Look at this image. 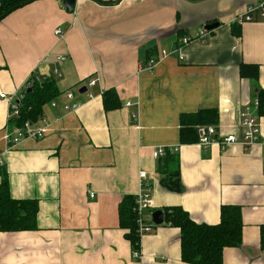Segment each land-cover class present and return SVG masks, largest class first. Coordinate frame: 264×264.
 <instances>
[{"label": "crops", "instance_id": "obj_1", "mask_svg": "<svg viewBox=\"0 0 264 264\" xmlns=\"http://www.w3.org/2000/svg\"><path fill=\"white\" fill-rule=\"evenodd\" d=\"M63 1L37 0L0 22V95L20 94L32 75L51 78L60 92L32 125L43 137L9 151L4 135L16 128L0 98L1 170L12 199L39 205L38 231L0 232V264H187L180 231L170 226L141 237L142 258H133L118 209L140 194L142 172L155 211L181 207L197 224L215 226L222 206L240 207L243 243L224 251L223 264H264V117L262 143L250 150L181 144L180 120L217 110L218 125L206 127L241 139L240 114L264 90V19L236 21L256 0H76L73 14ZM215 23L206 42L198 39ZM183 38L193 41L180 49ZM161 51L170 56L139 73ZM241 64L259 67L257 83L241 78ZM82 87L88 93L79 94ZM109 90L120 107L106 111ZM68 92L83 105L75 112L66 110ZM158 147L179 148L182 192L161 184Z\"/></svg>", "mask_w": 264, "mask_h": 264}, {"label": "trees", "instance_id": "obj_2", "mask_svg": "<svg viewBox=\"0 0 264 264\" xmlns=\"http://www.w3.org/2000/svg\"><path fill=\"white\" fill-rule=\"evenodd\" d=\"M37 0H0V22L13 12ZM100 5L110 6L114 3L93 0ZM200 2L202 0H187ZM239 36L240 31L235 32ZM152 59V58H151ZM240 76L243 79L257 83L259 67L257 65L241 64ZM32 75L23 90L24 99L18 119L12 120L11 126L21 128L25 124L33 125L43 117L44 109L60 97V92L51 78H41ZM32 81V83H31ZM260 107L257 114L264 117V90L258 92ZM106 111L118 109L120 101L116 91L109 90L103 96ZM181 144H197L199 128L217 126L219 113L217 110L201 111L181 116ZM178 154L168 152L158 161L157 172L161 184L170 192L180 193L183 184L180 178V161ZM0 232L20 233L38 231L37 201H17L12 199L7 174L0 170ZM164 224L176 228L181 234V258L187 264H223V254L226 249L238 248L243 243V214L237 206L224 205L221 208V221L215 226L199 225L181 207L162 209ZM120 227L128 233L127 239L133 245V251L140 252V231L138 214L135 212V198L125 197L118 209ZM160 226H154V229ZM261 250L264 251V226L261 227Z\"/></svg>", "mask_w": 264, "mask_h": 264}, {"label": "built area", "instance_id": "obj_3", "mask_svg": "<svg viewBox=\"0 0 264 264\" xmlns=\"http://www.w3.org/2000/svg\"><path fill=\"white\" fill-rule=\"evenodd\" d=\"M264 19V0H256V2L249 6L245 12V14L239 19H237L236 23L238 25H243L245 23H253L259 20ZM55 35L60 37L63 35L61 29H57ZM209 32L206 30H202L198 36V39L203 42L207 41V37ZM193 39L191 38H183L181 40L180 49L184 45H188L191 43ZM170 54L167 51H161L157 57H154L149 60L146 65H143L139 68V73L141 72H152L156 66L159 65L160 62L168 58ZM37 81H40L41 78L37 77ZM29 81V80H28ZM27 81V83H28ZM32 83V81H31ZM97 83L96 79H91L87 87H94ZM87 88V89H88ZM88 93V92H87ZM67 102L66 110L69 112H75L83 105L74 101V94L72 92H68L65 95ZM0 98L7 101L10 110L8 115L9 122L15 119H18L21 111V102L24 99V94L21 92L18 95H6L1 94ZM92 99V97H91ZM55 107V105H53ZM131 103H127L125 107H131ZM260 107L259 100H254L250 105L246 106L242 113L240 114L241 122L240 127L242 129L241 139L239 140L236 135H229L227 137L217 136V130L215 127H202L199 128V142L198 145L200 147L208 148L213 145H218L222 150H226L229 146L233 144H241L246 150H250L254 146L260 145L261 141V127L259 123V116L257 114L258 109ZM133 118L136 120L137 116L133 114ZM43 137V130L35 131L32 128L31 124H25L21 128H16L13 131H7L4 135V142L7 150L16 148L26 139H40ZM179 148L177 147H158L153 149V158L155 160L162 159L166 156L168 152L177 154ZM4 154L0 153V170L5 167ZM264 173V171H263ZM140 179L143 182L142 190L138 196L135 197V212L138 214V225H139V233L140 236L143 237L145 235H149L154 231V224L150 225L146 223L144 215L146 212H155V207L153 204V199L150 193V188L146 185L147 174L142 172L140 173ZM91 198H94L91 195ZM133 258L137 261H140L142 258V254L139 251H133Z\"/></svg>", "mask_w": 264, "mask_h": 264}, {"label": "water", "instance_id": "obj_4", "mask_svg": "<svg viewBox=\"0 0 264 264\" xmlns=\"http://www.w3.org/2000/svg\"><path fill=\"white\" fill-rule=\"evenodd\" d=\"M64 7L66 8L67 13L73 14L75 11V5H76V0H64L63 1ZM219 25L217 23L211 24L205 27V30L208 32H212L215 29H217ZM88 92L87 87H82L79 90V94L84 95ZM152 223L155 226H161L164 224V213L162 210H157L152 214Z\"/></svg>", "mask_w": 264, "mask_h": 264}, {"label": "rangeland", "instance_id": "obj_5", "mask_svg": "<svg viewBox=\"0 0 264 264\" xmlns=\"http://www.w3.org/2000/svg\"><path fill=\"white\" fill-rule=\"evenodd\" d=\"M155 69V68H154ZM154 212H146L145 214H146V217H145V215H144V218L146 219L147 218V215H148V218L150 219V220H152V214H153Z\"/></svg>", "mask_w": 264, "mask_h": 264}]
</instances>
